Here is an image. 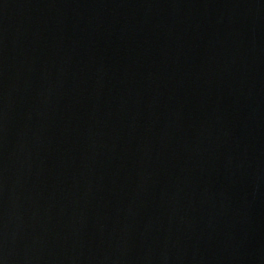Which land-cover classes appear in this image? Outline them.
Masks as SVG:
<instances>
[{
	"label": "water",
	"instance_id": "1",
	"mask_svg": "<svg viewBox=\"0 0 264 264\" xmlns=\"http://www.w3.org/2000/svg\"><path fill=\"white\" fill-rule=\"evenodd\" d=\"M0 264H264V0H0Z\"/></svg>",
	"mask_w": 264,
	"mask_h": 264
}]
</instances>
